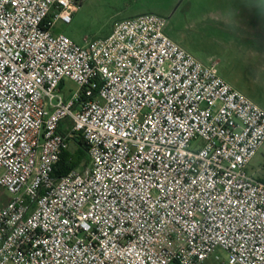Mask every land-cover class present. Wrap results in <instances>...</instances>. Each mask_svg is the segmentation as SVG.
I'll return each instance as SVG.
<instances>
[{
    "label": "built area",
    "instance_id": "built-area-1",
    "mask_svg": "<svg viewBox=\"0 0 264 264\" xmlns=\"http://www.w3.org/2000/svg\"><path fill=\"white\" fill-rule=\"evenodd\" d=\"M77 8L0 0V264H212L218 249L221 264H264V181L246 172L264 109L166 18L122 19L79 46L53 31ZM73 134L89 163L57 177Z\"/></svg>",
    "mask_w": 264,
    "mask_h": 264
},
{
    "label": "rangeland",
    "instance_id": "rangeland-1",
    "mask_svg": "<svg viewBox=\"0 0 264 264\" xmlns=\"http://www.w3.org/2000/svg\"><path fill=\"white\" fill-rule=\"evenodd\" d=\"M154 13L166 18V34L204 64H216L218 74L235 89L264 109V0H78L69 24L58 22L53 31L79 46L105 39L115 24L126 18ZM77 85L66 80L62 91L69 99ZM72 121L62 124L72 133ZM202 140L194 143L200 149ZM69 148L74 149L72 140ZM81 166L79 169H83ZM246 172L264 181V145ZM10 196L0 188V207ZM220 259L226 252L218 249Z\"/></svg>",
    "mask_w": 264,
    "mask_h": 264
},
{
    "label": "trees",
    "instance_id": "trees-1",
    "mask_svg": "<svg viewBox=\"0 0 264 264\" xmlns=\"http://www.w3.org/2000/svg\"><path fill=\"white\" fill-rule=\"evenodd\" d=\"M73 142L74 149L63 150L60 160L56 164L54 175L62 177L71 170L79 169L81 166L86 167L89 163L88 146L81 134H73L70 138Z\"/></svg>",
    "mask_w": 264,
    "mask_h": 264
}]
</instances>
